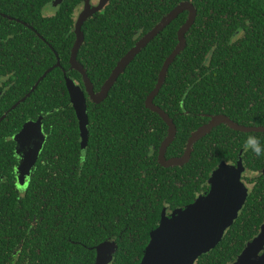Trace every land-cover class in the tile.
Returning <instances> with one entry per match:
<instances>
[{"label":"trees","instance_id":"trees-1","mask_svg":"<svg viewBox=\"0 0 264 264\" xmlns=\"http://www.w3.org/2000/svg\"><path fill=\"white\" fill-rule=\"evenodd\" d=\"M67 1L74 10L85 0ZM185 1L194 4L197 16L154 100L177 126L167 158L182 156L190 136L215 115L264 119V0H109L85 22L78 54L100 92L140 37ZM188 17L184 11L149 42L102 102L86 93L85 156L67 77L57 76L62 71L56 69L42 79L27 104L30 116L39 106L48 112V140L23 192L17 172L14 177L13 149L0 142V151L7 152L0 154V264H95L96 247L107 240L116 245L110 264H140L163 210L184 208L203 192L217 162L218 136L228 127L222 124L200 138L184 165L165 167L158 157L168 126L146 106ZM61 56L67 68L68 47ZM72 75L84 89L82 75ZM61 122L69 126L62 141ZM57 150H62L59 157ZM252 222L259 227L262 220L240 218L234 224L239 233L232 226L196 264L233 262L257 233Z\"/></svg>","mask_w":264,"mask_h":264},{"label":"water","instance_id":"water-1","mask_svg":"<svg viewBox=\"0 0 264 264\" xmlns=\"http://www.w3.org/2000/svg\"><path fill=\"white\" fill-rule=\"evenodd\" d=\"M108 2L109 0H102L100 4L94 5L93 0H86L76 22L77 40L72 49L70 63L71 67L82 75L84 89L71 77L66 78L71 101L80 124L83 156L86 155L89 139L86 93L95 103L102 102L129 62L184 11L189 12V17L179 29L178 45L164 61L156 87L146 100L147 108L158 113L168 126V135L159 150V163L165 167L184 165L190 160L195 143L220 124H227L242 131H264V127H243L235 123L229 116L215 115L190 136L182 156L167 158L166 152L175 140L177 126L173 118L155 104L154 100L165 82L169 67L186 46L185 35L195 22L197 9L190 1L181 2L177 5L137 42L135 48L131 49L121 59L103 89L96 92L87 70L78 60V54L85 39L82 30L83 25L91 16L101 11ZM58 65L60 64L58 63ZM40 118L37 121L27 122L22 131L14 136L17 142V153L21 156L16 168L19 184H24L31 175L32 168L46 141L42 116ZM210 181L212 186L208 195L202 194L184 208H177L171 213H168L167 209L163 210L159 225L150 232V240L144 250L140 264H196L202 254L209 252L220 243L227 228L233 224L238 216L247 192H245V196L239 197V193L235 191L229 199L228 189L231 185L227 182L222 183L218 172L214 173ZM115 251L116 245L111 240L99 244L96 247L95 264H110L113 261ZM229 264H264V225L260 234L250 240L237 258Z\"/></svg>","mask_w":264,"mask_h":264},{"label":"flooded vegetation","instance_id":"flooded-vegetation-1","mask_svg":"<svg viewBox=\"0 0 264 264\" xmlns=\"http://www.w3.org/2000/svg\"><path fill=\"white\" fill-rule=\"evenodd\" d=\"M66 1L0 0V127L4 125L2 129L9 131L5 135V132L0 130V142L9 143L13 149L10 152L12 156L10 159H13L11 163L14 175L21 158L17 153V142L14 136L22 131L24 125L29 121H37L42 116L43 130L46 134L44 147L48 140L49 133L45 122L48 112L39 106L40 108H36L35 117L30 116L32 112L28 108V98L36 91L42 79L56 69L62 71L57 76L61 74L64 78L70 76L78 84L72 75L77 70L71 67L70 59L77 40L76 22L86 0L74 9L75 11L69 8V3ZM101 1L93 0V4L98 5ZM65 47H68L69 52L67 68L62 64L63 57L61 56ZM48 61L52 62L50 66H48ZM37 76L38 80L33 83L32 77ZM71 105L73 106L72 102ZM59 110L62 113L64 106L61 105ZM234 121L243 127H264V119H250L245 122L236 119ZM75 122L80 128L78 118ZM224 125L228 129H223L222 134L218 136L219 145L215 152L217 153L216 165L203 185V192L197 197L210 193L212 186L210 178L215 172H218L222 183L227 182L231 185L228 189L229 199L235 191L239 193V197L245 196L247 192L238 216L227 228L225 235L232 226L234 229V224L240 218L251 215L252 221H255L256 217L262 220L259 227L252 222L253 229H257V233L252 238L254 239L260 234L264 225V131H242L227 124ZM66 127H69L67 122L59 123L61 141L62 137L66 136L64 135ZM44 147L32 172L37 167ZM61 151L55 152L57 157L60 156ZM0 154L5 156L7 152L0 151ZM0 162L3 163L2 160ZM42 163H45V160H42ZM27 184L28 181L22 185L16 182L21 192ZM249 199L252 201L251 206ZM171 212V210L168 211V213ZM236 232L233 231V234L238 235ZM35 244H37L36 240ZM33 247L36 248L35 245Z\"/></svg>","mask_w":264,"mask_h":264}]
</instances>
